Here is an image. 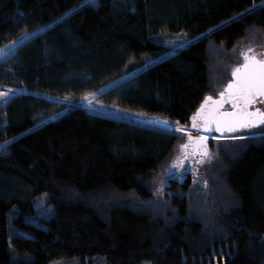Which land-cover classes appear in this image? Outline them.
I'll use <instances>...</instances> for the list:
<instances>
[{"label": "trees", "instance_id": "trees-1", "mask_svg": "<svg viewBox=\"0 0 264 264\" xmlns=\"http://www.w3.org/2000/svg\"><path fill=\"white\" fill-rule=\"evenodd\" d=\"M256 39L264 0H0V50L21 41L0 62L18 93L0 107V264H264V126L199 146L136 120L194 128Z\"/></svg>", "mask_w": 264, "mask_h": 264}, {"label": "snow or ice", "instance_id": "snow-or-ice-1", "mask_svg": "<svg viewBox=\"0 0 264 264\" xmlns=\"http://www.w3.org/2000/svg\"><path fill=\"white\" fill-rule=\"evenodd\" d=\"M252 52L253 50L249 48L241 53L244 63L232 71L234 83L228 84L227 88L220 93L219 100H213L212 97L205 98L200 110L192 118V126L198 131L201 129L197 121L201 118L204 121L202 130L205 132L212 131V125H215V131L218 132L223 129L234 132L264 125V111L258 108L255 111L248 110L257 97H264V60L257 59L254 54L249 55ZM0 95L4 94L0 93ZM225 103L231 104L233 110L220 111ZM209 104L213 107L208 108ZM237 138L245 139L243 136ZM206 139L207 137H204V140ZM187 147V144L182 145L181 151L183 152ZM204 154L207 155V151Z\"/></svg>", "mask_w": 264, "mask_h": 264}, {"label": "rangeland", "instance_id": "rangeland-1", "mask_svg": "<svg viewBox=\"0 0 264 264\" xmlns=\"http://www.w3.org/2000/svg\"><path fill=\"white\" fill-rule=\"evenodd\" d=\"M160 40H162L165 44H167L172 49V51L176 50L177 48L186 47L189 44V41L183 35L165 36V37H162ZM20 43H21V41L14 43V44H5L0 50V62L2 60H4L6 57H8L9 55H11ZM249 48L255 49V50H257L258 53H261L263 51V42L260 39H256L250 43L244 44L242 48L237 49L233 53L232 62H230L229 65H226L225 68H223L221 70V74L219 76V80L217 81V85H216L217 95L211 96V97H217L218 94H220L222 91H224V88L231 81L232 71L237 66L241 65L243 62V61L241 62V58H242L241 53L246 52ZM169 54H166L165 57L169 56ZM141 70H143V68L136 71V72H133L132 74L124 76L123 78L117 80L116 82L112 83L111 85H109L106 88H104L103 90H101L99 93L105 92L108 89L118 85L119 83L129 79L130 77L136 75ZM7 92L8 93H6V95L3 97V99H4L3 103L4 104L11 101V99L14 98L15 96H17V94H18L17 91L15 92V91L7 90ZM99 93H97L96 95H98ZM96 95L84 98L80 104L83 107L91 110L92 112L117 116V117L124 118V119H132L133 118L129 114L121 113V112H118L115 110H109L107 108H104L101 105H98L94 99V97ZM256 108H260L262 111H264V104H257ZM136 120L140 121V122H146V123L151 124V125H157L160 127H164V128L170 129L174 132H182V133H186L187 135H190V136L191 135L196 136L197 139H199L198 138L199 136L207 137L209 139H215V138H219V139H227V138H233L234 139L235 138V139H237V137H241V136L246 137V135H244L243 133H241V134L237 133V134H233V135L227 134L225 137L204 136L201 132H196L197 128L190 129L188 127H183V126L176 125V124H170L168 122L164 123L165 121H162V120H159V121H151V120L146 121V120H142V119H136ZM177 129H180V130L178 131ZM1 148H3V147H0V151L2 150ZM160 180H159L160 182L159 181L158 182L162 183L165 180H167V177L166 178L161 177ZM159 193L162 194L163 192H159ZM47 201H48V197L44 196L42 198L41 203H38V202H37L38 204L36 203V211H37L38 217L43 218L48 213L53 212V208L50 205H47V203H48ZM32 222L37 223V224L39 223V221L36 219H32ZM145 264H151V263L147 262Z\"/></svg>", "mask_w": 264, "mask_h": 264}, {"label": "water", "instance_id": "water-1", "mask_svg": "<svg viewBox=\"0 0 264 264\" xmlns=\"http://www.w3.org/2000/svg\"><path fill=\"white\" fill-rule=\"evenodd\" d=\"M255 56H256V58L257 59H259V60H264V52L262 51L261 53H256V54H254ZM244 63V62H243ZM242 63V64H243ZM242 64L241 65H239V66H237V67H241L242 66ZM236 67V68H237ZM230 83H234V79H233V77L231 76V81L228 83V84H230ZM228 84H227V86H228ZM227 86L225 87V88H227ZM224 88V89H225ZM211 97V96H210ZM212 99L213 100H219L220 99V94H218V96L217 97H212ZM259 101H264V97H257L256 98V101H255V103L254 104H252L250 107H249V111H255L257 108H256V105L258 104V102ZM208 108H212L213 106L211 105V104H209L208 106H207ZM201 108V107H200ZM258 109H260V108H258ZM200 110V109H199ZM233 109H232V107H231V104H229V103H225V104H223V107L222 108H220V111H222V112H227V111H232ZM261 110V109H260ZM262 111V110H261ZM199 122H201V126L199 127L201 130H197L196 129V132H201L204 136H218V137H225L227 134L228 135H233V134H237V133H239V134H241V133H244V131H246V130H248V129H258V128H260V127H263L264 125H260L259 127H251V128H247V129H243V130H239V131H234V132H229L227 129H223L222 131H220V132H218V131H215V125H212V128H213V130L212 131H209V132H205V131H203L202 129H203V125H204V121H203V118H201V119H199L198 120ZM199 138V143H198V145L200 146V145H205V146H207L208 145V141H209V138H207L206 140H204V137L203 136H199L198 137ZM189 139L190 140H193V139H196V136H190L189 137Z\"/></svg>", "mask_w": 264, "mask_h": 264}, {"label": "built area", "instance_id": "built-area-1", "mask_svg": "<svg viewBox=\"0 0 264 264\" xmlns=\"http://www.w3.org/2000/svg\"><path fill=\"white\" fill-rule=\"evenodd\" d=\"M0 93H3L4 95H0V107H2L3 105H7V103L6 104H4L3 103V101H4V99H3V97L6 95V93H8L7 92V90H5V89H0Z\"/></svg>", "mask_w": 264, "mask_h": 264}]
</instances>
